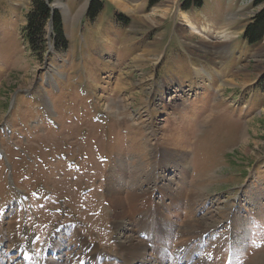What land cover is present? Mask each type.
Instances as JSON below:
<instances>
[{"label": "rangeland", "instance_id": "1", "mask_svg": "<svg viewBox=\"0 0 264 264\" xmlns=\"http://www.w3.org/2000/svg\"><path fill=\"white\" fill-rule=\"evenodd\" d=\"M103 1V14L90 21V0H53L52 10L58 3L67 7L69 17L56 10L70 48L56 53L47 26L51 56L39 59L24 37L33 0H0V264H37L22 262L14 250L29 237L40 258L56 238L62 264H86V238L110 255L100 264H123L130 256L115 231L106 189L119 183L140 194L151 189L154 175L174 177V189L182 176L186 189L185 200L174 204L186 218L174 228L161 225L168 243L157 264H264V38L250 47L243 39L264 4L204 0L201 10L186 12L183 0H121L131 9L126 12ZM181 13L200 34L190 33ZM230 17H236L233 38L220 59L213 46L226 39L221 28ZM196 71H205L203 77ZM179 85L184 92H177ZM120 100L126 110L106 109ZM190 108L195 121L183 138L191 163L173 159L161 172V147L150 145L161 143L162 127L177 111ZM182 229L190 243L178 239ZM146 233L135 235L155 251L154 231Z\"/></svg>", "mask_w": 264, "mask_h": 264}, {"label": "bare ground", "instance_id": "2", "mask_svg": "<svg viewBox=\"0 0 264 264\" xmlns=\"http://www.w3.org/2000/svg\"><path fill=\"white\" fill-rule=\"evenodd\" d=\"M114 1H115V4L119 5L126 12L131 11L130 7L127 6L126 4H124L123 1H121V0H114ZM177 1L178 0H173L174 3ZM56 7L63 10V12L68 16L69 13H68L67 7L63 3L56 4ZM180 18H181L182 23L185 26L190 27V29H191L190 33L191 34L192 33L193 34H200V31L198 30V28L191 22V20L188 18V16L185 13H181ZM235 20H236V17H234V18L230 17L229 18L228 23L225 24V26L221 28V34L226 39L224 41L218 42V44L213 46V52L220 55V59L223 58V54L228 53V45H229V42L231 41V39L233 38L232 36L230 37V35L228 34L230 31L229 26H231ZM202 72H205V71H202ZM202 72L199 73L196 71L197 77L200 76V78H202L203 77V75H201ZM51 75H52L51 72H49L47 82L50 81L49 78L52 79ZM178 89H180V90H177V92H181L183 90V89H181L180 85H179ZM182 92H184V91H182ZM46 102L48 104L47 100H46ZM123 103L124 102L120 100L117 103L118 104L117 106L113 105V104L108 105L106 107V109L111 111V112H116V111L118 112L120 110L121 111L126 110L127 107L124 106ZM49 108H50V106H49ZM187 108H189V107H187ZM177 112L179 114L178 118L173 119L172 123H166V125H164L162 127L161 139H160L161 143L156 144V142L154 141L155 144L152 143L150 145V148H151L150 150H156V147H158V145L162 148V149L160 148V150H161L160 151L161 152V162L160 163H162V165H163V168L161 166V168H162L161 172L166 171L165 168H167L169 166L168 164L173 159H175V161H177L179 163H183L187 167L191 163V160L189 158V153L187 150L188 147L186 146L187 143L184 142L185 140H184L183 136L185 135V133L187 135H189L188 134V130L190 128L189 126L191 125L190 123H194V121H195L194 115H196V114L193 111H191V108L189 110L183 109V110H180ZM213 114H214L213 112L210 113L209 119H211V117L215 116ZM185 139H186V137H185ZM154 158L155 159H154V161H152L151 164H154L155 160L157 159L156 156H154ZM152 174H154V173H152ZM159 175H161V173ZM155 176L156 175H154V179L151 181L152 182L151 183V185H152L151 189H146V190H144V192H142L140 194H139V191L129 190V189L125 190V187L120 186L119 183H115L114 185L109 184L110 188L106 189L104 198H106L110 202V206L115 212L113 215L116 218L115 231L117 233H120L119 239L121 240V245H125V251H128L129 256H130L129 260H124V263H127V264H157V263H161V261L163 259V255L162 254L159 255L160 254V253H158L159 248L160 247L162 248V246H165V243H168V241L164 242V241L168 240V238H167L168 235H166V232H165L164 228H162L161 225H163V226L166 225L167 228H169L173 225L172 227L174 228V226L176 225L175 223H177L178 220L184 218L181 216L179 209L174 208V207H176L174 205L175 203H178V202L182 201V199H184V195H185L184 190H186V189H184V184L182 183V180H184L183 177L180 176L182 178V180L179 179V177H178V180H179V182H177L178 188L174 189V188H172V186L175 185V181H176V179H174V177H171L168 180V179H166V175H162V178H160V180H159V178L156 179ZM165 179L167 180V182ZM149 181H150V178H149ZM166 185H168V186H166ZM155 192H157L156 196H155ZM158 194H159V196L160 195L163 196V197H160V198H163V200L158 198ZM153 195L155 196L154 200H153ZM193 196H195V195H193L191 193L190 197H193ZM165 198L168 199L167 201H170L171 205H169V206L165 205V204H167L166 201L163 202ZM186 198H188V195ZM17 202L18 203L24 202L23 196L21 193H20L19 198L17 199ZM154 205H156L155 213L156 212L158 213V214H156L158 216V218L157 217H156L157 219L155 218L156 224L154 222L151 223L152 228L150 229L149 228L150 223H148L149 222L148 220H149V218L154 216L153 215L154 212H152V210H151V207ZM167 207H169V208L167 209ZM170 207H173V211L171 212V214L168 217L166 215L167 213L165 214V212H168V210L171 209ZM193 207H191V209ZM239 213H240V211L238 210V212L236 214H239ZM138 214H143V217L145 218V220L142 221V219L141 220L139 219V222H140L139 223L138 219L136 217ZM172 215L177 220V221L173 222L174 224L171 223L172 219L170 218V216H172ZM189 217H190V215H189ZM126 223L129 224V228H127V230L124 228ZM72 226H75V225H72ZM147 229H148V231L153 230L154 235L156 236L154 239L158 240V242L155 243L156 244V247H155L156 252L151 250L148 247V242H145L142 239L136 238L135 232L137 230H141V231L144 230L145 232H147L146 234H149L150 231L148 232ZM185 230L186 229L178 230L179 231L178 235L181 234L180 236H178V239H180V240L183 239L185 241V243L187 244L188 242L190 243L192 238H190L189 240H186L184 238L183 234H184ZM61 231H62L61 227L57 226V228L54 230V233L59 235V233ZM180 231H183V233ZM176 233H177V231H176ZM230 233H231V235H235L234 234L235 232L232 230H230ZM149 236H150V234H149ZM192 237H195V236L193 235ZM28 239H29V243H27V246H25L23 243L21 244V242L17 240L16 241L17 243L15 244V247H14V250L17 249L18 251H21L22 255L28 256V259H29L28 262H31V259H32V261L36 260L37 264H46V263H48V264H62L63 263V259H64L63 257L65 256V252H57L55 250V249H58L60 247V244H61L58 242V240L56 238L51 239V241L48 244L49 248L47 249V251L44 252V255L41 256V258L37 256L34 248H31V247H33V244L31 242V240H32L31 237H29ZM81 239L85 240L86 245H87L88 249L90 250V253L86 252L87 253L86 255L89 257L88 262H87L88 264H100L102 261L108 260V258H110V255L108 253L107 254L103 253L106 251L101 252L98 247H96V246L94 247L90 243H87L86 238H81ZM161 239L162 240L164 239V240L162 241ZM134 242H135V245H134ZM90 247H93V249H90ZM22 255H21V260H22ZM56 255H58V256H56ZM68 256H70V255H68ZM148 257L153 258V260H149ZM187 260H189V259L187 258ZM45 261H46V263H45ZM22 262L26 263L23 260H22Z\"/></svg>", "mask_w": 264, "mask_h": 264}, {"label": "trees", "instance_id": "3", "mask_svg": "<svg viewBox=\"0 0 264 264\" xmlns=\"http://www.w3.org/2000/svg\"><path fill=\"white\" fill-rule=\"evenodd\" d=\"M160 0H151V4H156ZM53 0H33V9L27 16V26L24 30L25 41L29 49L39 58L51 56L48 49L47 26L52 21L51 38L53 50L56 53L67 52L70 42L64 33V21L59 11L52 10L50 5ZM255 6L264 4V0H255ZM182 10H201L204 7V0H183ZM105 1L90 0L86 17L90 21H95L104 12ZM126 19V17H123ZM245 27L243 39L247 45L254 46L259 44L264 38V9L251 18Z\"/></svg>", "mask_w": 264, "mask_h": 264}, {"label": "crops", "instance_id": "4", "mask_svg": "<svg viewBox=\"0 0 264 264\" xmlns=\"http://www.w3.org/2000/svg\"><path fill=\"white\" fill-rule=\"evenodd\" d=\"M195 11H197V10H195ZM191 195H188V198L186 199V201L188 202V203H190V202H192V197H190ZM185 200V199H184ZM183 201V200H182ZM181 201V202H182ZM194 206V204L192 203V206L191 207H193ZM186 210H187V208H186ZM190 211H191V213H193V214H195L193 211H195L196 210V207L194 206L193 207V209H189ZM181 211H183L182 209H181ZM180 220H182V219H180ZM192 220H194V219H192ZM174 232V231H173Z\"/></svg>", "mask_w": 264, "mask_h": 264}, {"label": "water", "instance_id": "5", "mask_svg": "<svg viewBox=\"0 0 264 264\" xmlns=\"http://www.w3.org/2000/svg\"><path fill=\"white\" fill-rule=\"evenodd\" d=\"M53 8V10H56L57 8H55V7H52ZM48 26H49V29H50V33H51V30H52V21H50L49 23H48ZM52 49V48H51ZM46 64H48L47 62H46Z\"/></svg>", "mask_w": 264, "mask_h": 264}]
</instances>
